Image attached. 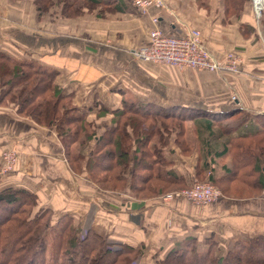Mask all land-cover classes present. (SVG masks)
Returning a JSON list of instances; mask_svg holds the SVG:
<instances>
[{"label":"crops","instance_id":"crops-1","mask_svg":"<svg viewBox=\"0 0 264 264\" xmlns=\"http://www.w3.org/2000/svg\"><path fill=\"white\" fill-rule=\"evenodd\" d=\"M161 1V5L140 10L131 0H122L123 9L99 18L94 12L65 18L50 11L39 16L33 0H0V51L15 61L32 60L58 71L55 84L71 94L72 103L91 123L94 135L81 147L84 154L99 135H110L113 111L122 100L144 108L180 106L174 110L178 113L187 107L214 113L237 107L240 112L228 120L242 122L231 133L258 129V118L264 115V29L254 24L249 8L226 19L210 0L208 11L194 0ZM242 23L253 31L243 35ZM189 25L202 30L203 42L213 56L222 59L225 52H236L238 71L179 69L128 55L129 48L146 40L150 29L158 27L171 35ZM202 118L184 121L187 148L175 145L170 134H163L162 144L158 138L147 141L143 156L132 146L126 174L133 160L139 159L147 168L144 184L152 185L137 193L128 186L117 192L101 189L83 169L75 174L53 128L17 114L12 105H0V164L5 149L18 152L17 170L1 173L0 184H19L37 193L40 203L51 208L52 222L68 213L75 223L91 226L104 236L114 249L121 242L139 246L141 252L132 260L154 264L175 242L189 236L200 246L215 241V253L221 255L235 237L264 233V188L257 195L238 198L224 196L216 187L219 200L203 204L179 197L159 199L162 193L185 188L193 179L217 178L228 167V133L213 122L209 129L203 127ZM161 168L177 180L167 190L149 193L167 183L155 174Z\"/></svg>","mask_w":264,"mask_h":264},{"label":"trees","instance_id":"trees-1","mask_svg":"<svg viewBox=\"0 0 264 264\" xmlns=\"http://www.w3.org/2000/svg\"><path fill=\"white\" fill-rule=\"evenodd\" d=\"M195 1L197 5L209 8L205 0ZM219 1L216 8L226 19L238 17L249 4V0ZM119 3L122 0H33L39 16L50 11L65 18L85 12H94L99 18L105 12L123 9ZM261 14L259 24L264 29V10ZM240 28L243 35L253 31L244 23ZM57 74V70L42 68L32 60L15 61L1 50L0 105H12L17 114L53 128L71 170L76 174L83 169L86 177L101 189L118 192L128 186L134 193L146 190L152 184H144L148 176L144 175V170L147 168L139 159L133 160L128 174L125 172L132 146L143 156L147 152L143 149L147 141L158 138L157 143L162 144L165 141L163 134H170L175 145L187 148L183 137L184 121L203 117V127L209 129L213 122L221 132L225 129L228 133L226 153L229 165L223 174L207 180L228 197L247 198L263 190L264 115L258 118V129L235 134L231 131L242 120L228 118L240 112L237 107L216 113L187 107L178 113L174 110L181 109L180 106L144 108L135 102L122 100L121 107L113 111L115 120L109 130L110 135H99L84 154L81 147L94 135L89 129L91 123L72 103L71 94L55 84ZM190 111L195 112L190 114ZM147 165L151 166L150 160ZM162 169H156L155 174L166 179L167 183L149 193L167 190L169 184L173 185L177 180ZM16 170L17 162L7 172L11 174ZM17 185L2 187L0 184V264H129L140 254L139 246L123 242L117 245L118 248H112L104 236L91 226L82 227L80 222L75 223L68 213L52 222L51 208L40 203L37 193ZM205 244V252L201 253L202 247L195 237H185L175 242L162 258H156L154 264H264V233L249 234L245 240L235 239L221 255L215 253V241L207 240Z\"/></svg>","mask_w":264,"mask_h":264},{"label":"built area","instance_id":"built-area-1","mask_svg":"<svg viewBox=\"0 0 264 264\" xmlns=\"http://www.w3.org/2000/svg\"><path fill=\"white\" fill-rule=\"evenodd\" d=\"M263 3L264 0L258 10L253 11L255 18L259 17ZM132 4L144 10L148 5L152 4L156 7L162 3L161 0H132ZM152 21L156 22V18L152 17ZM182 31L179 34L169 35L158 27L150 29L147 31L146 40L142 44L129 48L128 55L134 60L174 65L179 69L191 67L211 72L238 71L239 58L236 54L228 52L219 59L213 56L204 45L200 30L185 27ZM230 98L233 99L234 96ZM1 159L0 174H4L16 166L17 152L14 149H6ZM207 173L209 175V172ZM220 196V191L206 177L204 180L193 179L188 187L162 193L159 199L167 201L179 197L189 202L203 204L207 201H216ZM130 264H138V262Z\"/></svg>","mask_w":264,"mask_h":264},{"label":"rangeland","instance_id":"rangeland-1","mask_svg":"<svg viewBox=\"0 0 264 264\" xmlns=\"http://www.w3.org/2000/svg\"><path fill=\"white\" fill-rule=\"evenodd\" d=\"M10 1V0H9ZM14 1H17V0H14ZM14 1H11V2H14ZM208 0H205V2H207ZM131 2H132V0H131ZM194 2H195V4L197 5V3L198 2H196L195 0H194ZM210 2H213L214 4V6L216 5V6H218L219 5V0H210ZM161 3H162V1H161ZM163 4V3H162ZM253 4V5H252ZM134 5V4H133ZM207 5H208V7H209V4H208V2H207ZM199 5H197V7H198ZM215 6V7H216ZM137 7V6H136ZM199 7H201V6H199ZM139 8H140V6H139ZM248 8H249V10H250V13H251V15H252V19H253V22H254V24L256 23V22H258V24H259V20H260V18H261V16H262V12H263V10H264V3H263V9L260 11V15H259V17L258 18H255V14H253V11H255V3H254V0H249V4H248ZM209 9V8H208ZM208 9H206L207 11H208ZM79 16V15H78ZM76 17V16H75ZM190 26V28H196V29H200V28H198V27H195V26H191V25H189ZM200 27V26H199ZM200 31H202V30H200ZM203 39H204V41H205V37H204V35L202 34V41H203ZM204 43V42H203ZM204 45H205V43H204ZM209 51V50H208ZM210 52V51H209ZM228 52H231V53H234V54H236V52H234V51H231V50H229ZM228 52H225L224 54H227ZM237 55V54H236ZM215 56V55H214ZM224 57V56H223ZM238 66H239V64H238ZM201 70H203V69H201ZM205 71V70H204ZM207 72H209V71H207ZM232 95H230V97H231ZM234 96V95H233ZM169 108V107H168ZM193 110H196V111H200V110H197V109H195V108H193ZM195 111H193V112H191L190 111V114L191 113H194ZM221 121H225V120H222L221 119ZM183 126V125H182ZM6 150V149H5ZM15 150V149H14ZM4 152V151H3ZM2 152V153H3ZM17 152V151H16ZM2 153H1V155H2ZM17 157H18V152H17ZM16 162H17V159H16ZM105 162V161H104ZM103 162V163H104ZM1 164H2V162H1ZM16 165V164H15ZM10 171V170H9ZM98 185V184H97ZM99 186V185H98ZM101 187V186H100ZM222 195H223V193H222ZM226 196V195H225ZM219 200V199H218ZM217 201V200H216ZM247 237H248V235H240L239 237H235L234 238V240L235 239H238V240H245V239H247ZM234 240H232V241H234ZM232 241H229L228 242V245H227V247L228 246H230L231 244H232ZM204 244V243H203ZM205 246H206V244H204L203 246H201L202 247V249H201V247H200V249H201V253H204L205 252ZM215 246V245H214ZM215 248V247H214ZM215 250V249H214ZM135 261H137L138 262V264H141V263H145V264H147V261L146 260H144V259H135V260H131V262L130 263H132V262H135ZM129 263V264H130Z\"/></svg>","mask_w":264,"mask_h":264},{"label":"bare ground","instance_id":"bare-ground-1","mask_svg":"<svg viewBox=\"0 0 264 264\" xmlns=\"http://www.w3.org/2000/svg\"><path fill=\"white\" fill-rule=\"evenodd\" d=\"M263 2V0H254L255 3V10H258L259 6L261 5V3ZM226 55V54H225ZM224 55V56H225ZM238 57V56H237Z\"/></svg>","mask_w":264,"mask_h":264}]
</instances>
